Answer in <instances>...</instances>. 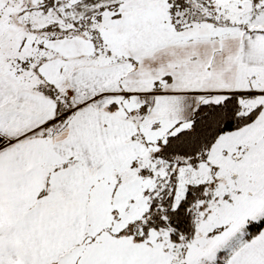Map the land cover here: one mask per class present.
<instances>
[{
	"label": "snow or ice",
	"instance_id": "6c2138e0",
	"mask_svg": "<svg viewBox=\"0 0 264 264\" xmlns=\"http://www.w3.org/2000/svg\"><path fill=\"white\" fill-rule=\"evenodd\" d=\"M0 264H264V0H0Z\"/></svg>",
	"mask_w": 264,
	"mask_h": 264
}]
</instances>
